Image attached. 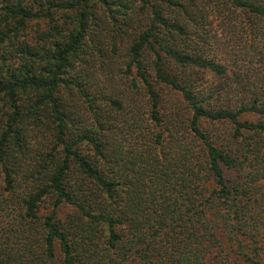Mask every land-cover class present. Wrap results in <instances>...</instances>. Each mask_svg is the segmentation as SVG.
Returning <instances> with one entry per match:
<instances>
[{"label":"trees","instance_id":"1","mask_svg":"<svg viewBox=\"0 0 264 264\" xmlns=\"http://www.w3.org/2000/svg\"><path fill=\"white\" fill-rule=\"evenodd\" d=\"M0 264H264V0H0Z\"/></svg>","mask_w":264,"mask_h":264}]
</instances>
